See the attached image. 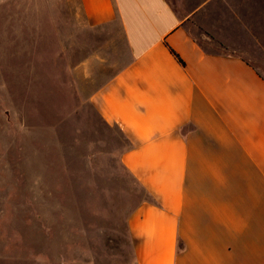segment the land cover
I'll return each instance as SVG.
<instances>
[{"label": "crops", "instance_id": "crops-1", "mask_svg": "<svg viewBox=\"0 0 264 264\" xmlns=\"http://www.w3.org/2000/svg\"><path fill=\"white\" fill-rule=\"evenodd\" d=\"M76 1L124 56L90 101L152 198L134 264H264V0Z\"/></svg>", "mask_w": 264, "mask_h": 264}, {"label": "rangeland", "instance_id": "rangeland-1", "mask_svg": "<svg viewBox=\"0 0 264 264\" xmlns=\"http://www.w3.org/2000/svg\"><path fill=\"white\" fill-rule=\"evenodd\" d=\"M105 35L76 0H0V264L135 263L148 198L90 101L124 60Z\"/></svg>", "mask_w": 264, "mask_h": 264}, {"label": "trees", "instance_id": "trees-1", "mask_svg": "<svg viewBox=\"0 0 264 264\" xmlns=\"http://www.w3.org/2000/svg\"><path fill=\"white\" fill-rule=\"evenodd\" d=\"M172 53H173V55L178 59V61L181 63V64H183V62H182V60H180V58L172 51ZM130 147H131V145H130ZM129 147V148H130ZM128 148V149H129ZM127 149V150H128ZM126 169V168H125ZM132 176V175H131ZM133 177V176H132ZM135 180V179H134ZM136 181V180H135ZM137 182V181H136ZM138 183V182H137ZM139 184V183H138ZM140 185V184H139ZM142 188V187H141ZM143 189V188H142ZM144 190V189H143ZM145 192V191H144ZM145 194H146V196H147V200L146 201H152V198L145 192ZM145 202V201H144Z\"/></svg>", "mask_w": 264, "mask_h": 264}]
</instances>
